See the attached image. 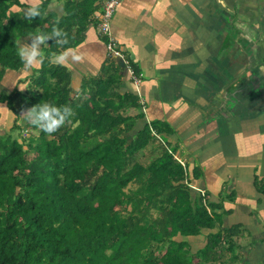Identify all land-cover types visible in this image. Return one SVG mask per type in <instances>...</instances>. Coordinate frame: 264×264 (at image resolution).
I'll use <instances>...</instances> for the list:
<instances>
[{
  "label": "trees",
  "instance_id": "trees-1",
  "mask_svg": "<svg viewBox=\"0 0 264 264\" xmlns=\"http://www.w3.org/2000/svg\"><path fill=\"white\" fill-rule=\"evenodd\" d=\"M48 2L29 21L25 0H0V84L23 64L16 39L58 22L70 37L64 47L75 46L99 7L66 0L57 17ZM60 50L49 39L44 61L19 80L24 88H0L14 116L0 134V264H238L239 226H224L221 206L191 186L198 174L159 137L165 123L130 135L143 116L124 109L138 107L136 94L119 92L116 72L87 78L77 94L71 71L47 59ZM41 101L68 104L74 115L48 135L24 115ZM204 229L194 246L187 236Z\"/></svg>",
  "mask_w": 264,
  "mask_h": 264
},
{
  "label": "crops",
  "instance_id": "crops-1",
  "mask_svg": "<svg viewBox=\"0 0 264 264\" xmlns=\"http://www.w3.org/2000/svg\"><path fill=\"white\" fill-rule=\"evenodd\" d=\"M65 1L49 0L52 16L65 13ZM102 1L72 46L83 56L67 67L73 90L78 94L89 77L116 72L119 92L134 93L139 102L124 109L143 114L129 134L145 123H165L159 137L164 133L189 174H198L191 186L221 206L224 226H239L237 263L264 264V0H121L111 31L142 75L137 87L106 54L94 17ZM28 36L20 39L31 43ZM33 70L8 69L0 88H24L19 80ZM1 108L0 117L7 107ZM204 230L190 236H205Z\"/></svg>",
  "mask_w": 264,
  "mask_h": 264
},
{
  "label": "clouds",
  "instance_id": "clouds-1",
  "mask_svg": "<svg viewBox=\"0 0 264 264\" xmlns=\"http://www.w3.org/2000/svg\"><path fill=\"white\" fill-rule=\"evenodd\" d=\"M40 14L38 0H34L24 17L30 21ZM28 37L31 38V43L21 39L15 40L17 55L26 70H31L44 61L46 57L42 52V46L47 44L51 38H55V44L61 50L47 57L50 63L68 67L70 63L80 62L83 59V56L76 49L64 47L70 43V37L66 30L58 26V22L50 33L37 32ZM24 115L30 124L37 126L48 135H52L74 115V112L68 104L60 105L52 101H41L26 110Z\"/></svg>",
  "mask_w": 264,
  "mask_h": 264
},
{
  "label": "built area",
  "instance_id": "built-area-1",
  "mask_svg": "<svg viewBox=\"0 0 264 264\" xmlns=\"http://www.w3.org/2000/svg\"><path fill=\"white\" fill-rule=\"evenodd\" d=\"M120 1L121 0H103L101 9L95 14L94 17L96 20V25H97L99 33L105 36L106 54L110 57L115 56V57L122 58L123 63H124V68L127 74L129 75L132 82L137 87L142 80V75L139 71H137L134 68L131 61L122 54V52L118 48L116 37L112 34V31H111L112 16H113L114 11L116 10L117 5L120 3ZM139 101H140L141 109L143 111L145 108L143 99H140ZM179 160L182 164H184V162L181 159ZM200 191L203 197H206L205 191L201 189Z\"/></svg>",
  "mask_w": 264,
  "mask_h": 264
},
{
  "label": "rangeland",
  "instance_id": "rangeland-1",
  "mask_svg": "<svg viewBox=\"0 0 264 264\" xmlns=\"http://www.w3.org/2000/svg\"><path fill=\"white\" fill-rule=\"evenodd\" d=\"M16 86H18L19 87V85H16ZM7 88L8 87H5V89H2V87H1V89L2 90H4V91H9V90H7ZM10 89V88H9ZM3 105H5V103L4 102H1L0 103V108L3 106ZM2 109V108H1ZM2 111V115H1V117H0V134H2V133H4V131L5 130H7L9 127H10V125L12 124V120H13V118H14V116H13V114L10 112V110L8 111L7 109L5 110V109H3V110H1ZM20 119H18V121H19ZM21 133H22V135H24V136H26V135H28V131L26 130V129H22V131H21ZM163 134V138H162V140H165L166 141V137H165V135H164V133H162ZM170 144V146L171 147H173V145H171V143H169ZM180 161V160H179ZM204 231H206V229L204 230ZM208 231V230H207ZM187 238H188V240L189 241H191L192 242V244L194 245V246H200V245H202L205 241V236L204 235H201V236H196V237H191V236H187Z\"/></svg>",
  "mask_w": 264,
  "mask_h": 264
},
{
  "label": "water",
  "instance_id": "water-1",
  "mask_svg": "<svg viewBox=\"0 0 264 264\" xmlns=\"http://www.w3.org/2000/svg\"><path fill=\"white\" fill-rule=\"evenodd\" d=\"M115 60L120 67L124 68V63L121 57H116Z\"/></svg>",
  "mask_w": 264,
  "mask_h": 264
}]
</instances>
